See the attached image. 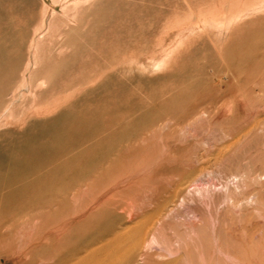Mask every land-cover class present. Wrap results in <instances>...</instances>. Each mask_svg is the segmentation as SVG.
I'll return each instance as SVG.
<instances>
[{
  "label": "rangeland",
  "instance_id": "374dc122",
  "mask_svg": "<svg viewBox=\"0 0 264 264\" xmlns=\"http://www.w3.org/2000/svg\"><path fill=\"white\" fill-rule=\"evenodd\" d=\"M0 187V264L156 213L128 264H260L264 0H0Z\"/></svg>",
  "mask_w": 264,
  "mask_h": 264
},
{
  "label": "bare ground",
  "instance_id": "6f19581e",
  "mask_svg": "<svg viewBox=\"0 0 264 264\" xmlns=\"http://www.w3.org/2000/svg\"><path fill=\"white\" fill-rule=\"evenodd\" d=\"M57 118V117H56ZM48 132V131H47ZM36 135V134H35ZM34 135V137H35ZM38 137V136H36ZM33 138V136H32ZM26 140V139H25ZM34 141L32 142L34 144ZM28 143V142H27ZM26 144V143H25ZM32 145V144H31ZM29 146V145H27ZM34 146V145H33ZM36 146V145H35ZM31 147V146H30ZM16 149V148H15ZM24 149V148H23ZM32 150V149H31ZM48 149H46L47 151ZM63 150V149H61ZM49 151V150H48ZM17 152V149H16ZM22 153V152H21ZM35 154V153H34ZM57 154V153H56ZM15 156V155H14ZM17 159V158H16ZM13 161V160H12ZM11 161V162H12ZM18 161V160H17ZM35 161V160H34ZM45 161V160H44ZM43 162V161H42ZM20 164V162H18ZM27 163H24V165ZM32 164V162H31ZM38 164V163H37ZM35 165V164H34ZM38 167V166H37ZM10 168V167H9ZM39 169V168H38ZM42 169V168H41ZM23 170V169H22ZM15 171V170H14ZM13 171V172H14ZM20 172V171H19ZM3 173V172H2ZM36 173V172H35ZM40 173V172H39ZM38 173V174H39ZM49 174V173H48ZM13 175V174H12ZM33 175V174H32ZM41 175V173H40ZM41 177V176H39ZM43 177V176H42ZM3 178H1L2 180ZM4 181V180H3ZM19 181V180H18ZM21 181V180H20ZM13 182V181H12ZM40 183V181L38 180V175L36 178H31L30 182L27 183L29 184V186H33L36 185L37 187L34 186V188L36 189L35 192H31L30 195L32 196L31 198H29V201H26L27 204H25L24 206L26 207V209H33L35 208V206L37 207H42L46 205V197L48 196L47 193L43 194L42 192L39 191V187L38 184ZM18 183H15V188L17 189H26L28 186L25 185H18ZM49 186V185H48ZM53 187V186H52ZM1 188V187H0ZM41 190V188H40ZM181 193H184V190L182 189L181 191H179ZM42 194V195H41ZM185 195V194H184ZM19 196V198H18ZM17 198L20 200L22 195H18ZM25 196V195H24ZM41 196V197H40ZM16 198V199H17ZM11 198H7L5 201V205L9 206L12 201H10ZM59 201H60V206L64 205V202L62 201L61 197H58ZM183 199L181 197V202H183ZM18 200V201H19ZM30 200L32 202H30ZM10 201V202H9ZM2 202V201H1ZM169 208V207H168ZM164 211V210H163ZM162 211V212H163ZM17 212H21V211H17ZM168 212V211H167ZM166 212V213H167ZM165 214V213H164ZM167 216V215H166ZM165 217H163L164 219ZM133 219H136V217H134ZM138 219V217H137ZM136 219V220H137ZM135 220V221H136ZM161 217L160 214L156 213V214H151L147 217H145L142 221L137 222L135 225L130 226V227H126L124 228L122 226L123 229H120V231L114 233L111 236H105V238H96L94 237L92 234L88 235L87 239L85 242H83L82 244L79 242V240L77 238H73L72 239V243L68 244L67 248H64V246L62 245L65 237L67 236V232H69L70 227L66 226V224L64 223H60L61 226L56 227L53 230V234L49 233L48 235H46L44 237V235L38 239V241H40V243L37 246H33L31 247L32 252L38 254V252H42V255L44 254V256L46 257V260H40V264H128V261L130 260V257L137 252H140V249L143 247V245H145L146 243L150 244V243H156V230L159 228V226L161 225ZM134 221V220H133ZM126 223V222H125ZM125 225V224H124ZM129 225V224H128ZM132 225V224H130ZM73 226V225H72ZM76 227V226H75ZM110 229V228H109ZM191 230V229H190ZM113 232V231H112ZM247 232V231H246ZM71 235V234H70ZM249 235V234H247ZM246 235V236H247ZM245 234L244 237L246 238ZM257 236V235H256ZM249 237V236H248ZM247 237V238H248ZM263 237V236H262ZM250 238V237H249ZM258 239V238H257ZM262 240V239H261ZM71 241V240H70ZM159 241V240H158ZM235 241V240H234ZM246 241H250V240H246ZM263 241V240H262ZM251 242V241H250ZM159 243V242H158ZM234 243V242H233ZM244 243V242H243ZM242 243V244H243ZM58 245L56 253H52L49 254L47 253V248L51 245ZM247 244L244 243V245ZM238 245V244H237ZM242 245V247L244 246ZM253 245V242H252ZM263 245V243H262ZM182 246V245H181ZM255 246V245H254ZM257 246V244H256ZM246 246H244V249L249 248V245L247 248H245ZM251 247V244H250ZM258 247V246H257ZM257 247H253L255 248V251L260 254V250H256ZM261 247V246H260ZM264 247V246H263ZM145 249V248H144ZM182 249V248H181ZM240 249V248H239ZM223 250V248H222ZM232 250V249H231ZM246 250H244L245 252ZM248 251V249H247ZM264 251V250H263ZM141 252L143 253V251L141 250ZM140 252V253H141ZM224 252V251H223ZM251 253V251H249ZM254 252V251H253ZM255 252V254H256ZM240 253V252H239ZM264 253V252H261ZM227 254V253H226ZM230 254V253H229ZM245 254V253H243ZM247 254V253H246ZM141 255V254H139ZM238 255V254H237ZM245 256V255H244ZM249 256V253H248ZM252 256V255H251ZM261 256V255H258ZM247 257V256H246ZM250 257V256H249ZM256 257V255H255ZM254 258V257H252ZM244 259H246L244 257ZM251 259V258H249ZM258 259V258H256ZM264 260V259H263ZM262 260V262H263ZM247 261V259L245 260ZM251 261L253 262V260L251 259ZM260 261V260H259ZM178 262V261H177ZM182 262V261H181ZM241 262V261H240ZM248 262V261H247ZM255 262V259H254ZM262 262H259L260 264ZM244 263V262H243ZM251 263V262H248ZM172 264V263H170ZM174 264H177L176 262ZM236 264V263H235ZM239 264V263H238ZM253 264V263H252ZM255 264H257V261L255 262Z\"/></svg>",
  "mask_w": 264,
  "mask_h": 264
}]
</instances>
